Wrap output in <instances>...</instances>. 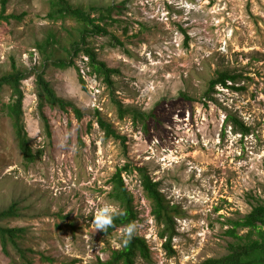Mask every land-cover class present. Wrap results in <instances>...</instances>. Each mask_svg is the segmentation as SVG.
I'll use <instances>...</instances> for the list:
<instances>
[{
	"label": "rangeland",
	"instance_id": "374dc122",
	"mask_svg": "<svg viewBox=\"0 0 264 264\" xmlns=\"http://www.w3.org/2000/svg\"><path fill=\"white\" fill-rule=\"evenodd\" d=\"M49 1L6 0L4 14L11 17L0 19V77L15 68L27 74L23 121L37 154L30 163L23 157L6 108L13 89L4 84L0 211L16 203L20 216L0 224L24 230L20 248L10 244L6 252L0 238V264L108 259L131 230L103 233L120 210L109 196L111 178L126 163L143 167L177 210L170 253L138 170L122 173L141 217L134 230L150 251L151 260L139 253L137 264H205L228 253L230 218L264 202V0H70L115 6L109 32L88 38L115 69L110 87L99 75L81 81L87 55L66 50L79 41V24L49 19ZM71 56L67 67L52 63ZM43 70L82 116L46 100L41 108L35 72ZM218 71L240 74L237 88L218 84L208 94ZM115 100L129 108L124 117ZM100 115L127 137L125 145L105 135Z\"/></svg>",
	"mask_w": 264,
	"mask_h": 264
},
{
	"label": "trees",
	"instance_id": "16d2710c",
	"mask_svg": "<svg viewBox=\"0 0 264 264\" xmlns=\"http://www.w3.org/2000/svg\"><path fill=\"white\" fill-rule=\"evenodd\" d=\"M49 3L50 11L47 14L49 19L53 21H66L68 18H71L79 24L81 37L79 41L72 42L70 49H66L69 54L71 53L74 57H77L79 53L86 54L89 60L88 65L92 68L90 72L101 76L109 87L112 86L113 80L111 76L115 69L98 58L94 47L89 44L88 38L97 35L104 36L109 32L108 25H110V22L117 21V18L114 17L115 6L102 7L94 4L87 7L83 4L74 5L70 0H50ZM2 8L0 19H9L11 16L4 14L6 11V0ZM116 39L119 41L118 38ZM39 46L42 52H46L45 44H40ZM72 56L69 60L59 58L52 61V63L58 67H67L74 63ZM46 62L44 65H47ZM14 70V72L0 77V88L4 84H9L13 89V102L7 104L6 108L12 119L23 157L25 161L30 163L36 160L37 154L33 151L30 144L28 131L23 121L25 115L23 108L25 94L21 88V81L27 77V74L17 68ZM35 74L41 108H43V103L46 100L53 106L58 105L62 110H67L68 107H71L79 116H82L80 109L75 108L71 102L59 96L56 88L46 79L45 70L35 72ZM240 78V74L230 73L229 71H218L217 75L210 79L207 93L210 94L214 91L215 86L218 84L226 88H237L234 83ZM81 81L85 84V80L82 77ZM115 101L120 110V117H124L130 111L129 108H124L121 102L118 100ZM132 115L135 118L143 117V114L139 111H132ZM229 117L238 122L235 117L231 115ZM45 120H47L46 117ZM98 122L101 128L104 129L107 137H115L120 139L123 145L126 144L127 137L120 135L113 128L112 124L107 122L101 115L98 117ZM240 125L245 127L244 124ZM47 126L49 127L48 123ZM245 130H247L246 127ZM48 132L50 133V131ZM132 169H137L139 172L145 196L151 203L152 214L156 217L159 224H164L160 235L162 238H166V242H164L165 248L170 253L174 252L171 242L175 233L174 218L177 214L176 207L169 204L165 195L160 191L159 182L153 180L143 167L137 166L136 168H132L129 163H126L111 178L112 188L109 196L113 201L119 203L120 210L119 213L111 215L103 233L110 234L119 228H128L131 230L128 233L126 232L121 247L113 248L108 259L99 260L101 264H137L136 258L139 253L146 260H151L146 239L135 231V223L139 218L138 210L135 206V197L128 189L122 175L124 171L132 172ZM17 206L14 203L8 206V208L1 210L0 221L4 218L19 217L20 214ZM229 223L231 227L227 232L233 238V241L229 244L228 253L219 257H210L206 259L205 264H264V202L254 205L251 211L242 217L230 218ZM23 230L20 227L0 224V238L4 251L7 252L8 245L10 244L20 248L17 238ZM243 230L244 232L241 233Z\"/></svg>",
	"mask_w": 264,
	"mask_h": 264
},
{
	"label": "built area",
	"instance_id": "2783aa9c",
	"mask_svg": "<svg viewBox=\"0 0 264 264\" xmlns=\"http://www.w3.org/2000/svg\"><path fill=\"white\" fill-rule=\"evenodd\" d=\"M85 57L88 60V57L87 56H85ZM81 72H82V75H83V77H84V79H85L86 82L88 81V79H87L88 74L93 75V77H92L93 80L96 79V75L95 74H92L90 72V69L89 68H87L86 71H81ZM140 213H141V211H140ZM139 217H140V214H139ZM138 220H139V218H138ZM138 223H139V221L137 222V226H138Z\"/></svg>",
	"mask_w": 264,
	"mask_h": 264
},
{
	"label": "clouds",
	"instance_id": "9594fccd",
	"mask_svg": "<svg viewBox=\"0 0 264 264\" xmlns=\"http://www.w3.org/2000/svg\"><path fill=\"white\" fill-rule=\"evenodd\" d=\"M88 62H89V60H87V64H88ZM90 66L88 65V68H89ZM90 69V68H89ZM90 71H91V69H90ZM93 74H95V73H93ZM96 76H97V74H95ZM81 76H82V78L84 79V77H83V75L81 74ZM85 80V79H84ZM85 83H86V81H85Z\"/></svg>",
	"mask_w": 264,
	"mask_h": 264
}]
</instances>
